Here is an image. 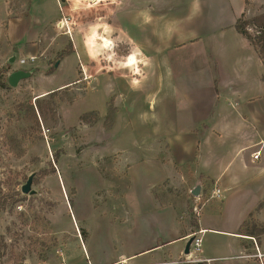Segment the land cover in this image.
<instances>
[{
  "label": "rangeland",
  "instance_id": "1",
  "mask_svg": "<svg viewBox=\"0 0 264 264\" xmlns=\"http://www.w3.org/2000/svg\"><path fill=\"white\" fill-rule=\"evenodd\" d=\"M35 1L0 4V264H147L169 249L134 255L175 233L163 197L183 200L180 222L198 220L200 202L185 189L164 183L153 190L157 199L151 194L154 172L144 161L172 148L160 137L204 115L196 101L210 113L215 99L192 88L198 67L180 51L235 17L264 15V0ZM21 70L32 77L12 88L8 79ZM239 94L264 111V89ZM257 130L264 141V128ZM31 175L36 194H24ZM211 190L205 186L204 203ZM229 254L215 264H246Z\"/></svg>",
  "mask_w": 264,
  "mask_h": 264
},
{
  "label": "crops",
  "instance_id": "2",
  "mask_svg": "<svg viewBox=\"0 0 264 264\" xmlns=\"http://www.w3.org/2000/svg\"><path fill=\"white\" fill-rule=\"evenodd\" d=\"M15 1L0 0V4L6 8ZM38 1L42 0L35 2ZM238 18L230 26L218 27L213 36L202 37L180 51L181 58L191 57L198 67L197 76L191 80L192 88L212 91L215 99L210 113L196 101L195 110L203 108L204 115L192 118L189 126L185 122L180 134L170 132L160 137V141L172 144V148L150 150L144 160L146 167L154 172L149 182L154 197L153 190L164 183H168V188L179 186L185 189L184 194L191 195L197 186H201L203 195L205 186L211 185L209 194L217 187L221 197L206 203L196 225L179 221L185 208L183 200L170 201V197H163L161 202L165 204L160 209L174 223L175 233L171 231L161 246L134 255L169 249L147 264H176L194 235L201 237L203 243L208 239L211 250L202 248L200 257L212 259L213 264L233 259L229 252L238 253L246 264H263L264 233H256L254 226H264V141L255 136L257 129L264 128V111L256 108L257 98L241 100L239 94L264 89L263 64L254 46L238 33ZM15 21L18 20L13 18L12 32L17 28ZM11 44L9 61L16 59L15 53L21 46L18 40ZM238 139L242 142L239 145ZM188 140L194 143L190 151L184 145ZM256 151H261L258 161L252 157ZM246 224L250 227L248 232H244Z\"/></svg>",
  "mask_w": 264,
  "mask_h": 264
},
{
  "label": "built area",
  "instance_id": "3",
  "mask_svg": "<svg viewBox=\"0 0 264 264\" xmlns=\"http://www.w3.org/2000/svg\"><path fill=\"white\" fill-rule=\"evenodd\" d=\"M30 62H35V58L32 57L30 58ZM20 65H24L26 64L25 60H20L19 61ZM254 161H258L261 157V151H256L253 155H252ZM221 190L219 188H215L213 189L209 199L204 203L203 200L201 199L202 196H200L199 198H197V202H200V206L198 204V206L194 207L193 212L194 215H196L197 217H199L201 215V211L204 208V206L206 205V203L212 201V200H216L219 199L221 197ZM194 241L190 247V253L188 255L183 254V261L182 262H178L179 263H184V264H213V260L212 259H203L200 257V254L202 252V245H203V239L201 237H199L198 235H194ZM259 258H262L261 254L258 253Z\"/></svg>",
  "mask_w": 264,
  "mask_h": 264
},
{
  "label": "trees",
  "instance_id": "4",
  "mask_svg": "<svg viewBox=\"0 0 264 264\" xmlns=\"http://www.w3.org/2000/svg\"><path fill=\"white\" fill-rule=\"evenodd\" d=\"M253 25L256 29V34L253 35L249 32L248 26ZM237 31L240 35L245 37L256 49L258 52L260 58L262 61H264V15H261L254 20H252L249 23H242V21H239L237 23ZM6 208L5 201H0V212ZM249 227V224L245 225L244 232H248L249 230H246ZM2 241L0 240V258H2L3 255V247H2Z\"/></svg>",
  "mask_w": 264,
  "mask_h": 264
},
{
  "label": "water",
  "instance_id": "5",
  "mask_svg": "<svg viewBox=\"0 0 264 264\" xmlns=\"http://www.w3.org/2000/svg\"><path fill=\"white\" fill-rule=\"evenodd\" d=\"M15 58H13L10 63H14L15 62ZM32 77V72H27V71H16L13 74L10 75L9 79H8V83L12 88H17L19 86V84L24 81L27 80L29 78ZM35 178V175H31L27 181V183L22 187V192L24 194H30V195H34L36 194L35 191H32V185H33V180ZM201 192H202V188L201 186H197L193 191H192V195L195 198H199L201 196ZM194 241V237H190V239L187 242V245L185 247L184 250V254L188 255L190 253V247L192 245Z\"/></svg>",
  "mask_w": 264,
  "mask_h": 264
},
{
  "label": "bare ground",
  "instance_id": "6",
  "mask_svg": "<svg viewBox=\"0 0 264 264\" xmlns=\"http://www.w3.org/2000/svg\"><path fill=\"white\" fill-rule=\"evenodd\" d=\"M130 59L133 60V59H134V56L132 55V56L130 57ZM129 64H130V63H129ZM131 64H133V63H131Z\"/></svg>",
  "mask_w": 264,
  "mask_h": 264
}]
</instances>
